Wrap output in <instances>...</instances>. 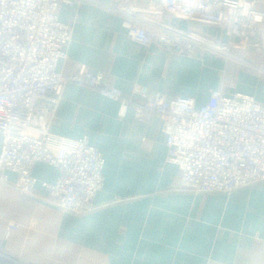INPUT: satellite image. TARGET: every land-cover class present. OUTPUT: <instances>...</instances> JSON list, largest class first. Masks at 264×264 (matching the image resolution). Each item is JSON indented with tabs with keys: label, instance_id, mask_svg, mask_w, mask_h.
Here are the masks:
<instances>
[{
	"label": "crops",
	"instance_id": "obj_1",
	"mask_svg": "<svg viewBox=\"0 0 264 264\" xmlns=\"http://www.w3.org/2000/svg\"><path fill=\"white\" fill-rule=\"evenodd\" d=\"M248 1L264 18V0ZM122 2L59 6L60 21L72 25L67 59L56 66L61 74L84 65L128 95L158 91L166 100L185 96L202 105L222 88L229 96L248 94L264 104L261 53L231 49L217 56L204 50L185 56L165 52L155 40L140 45L121 25ZM187 28L220 42L228 39L211 25L190 22ZM118 108L72 83L56 105L36 102L34 113L43 117L48 133L86 136L101 152L104 185L93 200L96 208L76 215L61 214L44 200L40 183L56 181L54 166L33 164L38 182L31 195L0 183V264H264V181L228 194L186 192L178 168L165 159L161 120L139 122L131 108L120 117ZM30 131L38 134L39 128ZM6 177L9 183L16 179L12 172Z\"/></svg>",
	"mask_w": 264,
	"mask_h": 264
},
{
	"label": "built area",
	"instance_id": "obj_2",
	"mask_svg": "<svg viewBox=\"0 0 264 264\" xmlns=\"http://www.w3.org/2000/svg\"><path fill=\"white\" fill-rule=\"evenodd\" d=\"M79 1L0 0V183L31 195L38 182L31 168L41 161L59 169L54 183H40L44 200L57 212L82 215L96 208L93 200L104 185L101 152L86 136L48 133L43 117L34 113L38 101L56 105L69 83L117 102L120 117L129 108L139 122L157 116L165 159L178 168L182 190L228 194L264 181V104L253 96H229L218 88L196 105L191 97L166 100L158 91L125 94L84 65L72 75L61 74L56 66L67 59L72 25L60 21L58 8ZM120 15L130 41L147 46L155 40L167 53L228 56L231 49H250L264 56L263 14L248 0H123ZM179 21L214 26L228 39L182 29ZM34 127L38 134L31 133ZM7 172L16 175L13 183Z\"/></svg>",
	"mask_w": 264,
	"mask_h": 264
},
{
	"label": "water",
	"instance_id": "obj_3",
	"mask_svg": "<svg viewBox=\"0 0 264 264\" xmlns=\"http://www.w3.org/2000/svg\"><path fill=\"white\" fill-rule=\"evenodd\" d=\"M179 27L182 28V29H186L187 28V22L179 21Z\"/></svg>",
	"mask_w": 264,
	"mask_h": 264
}]
</instances>
